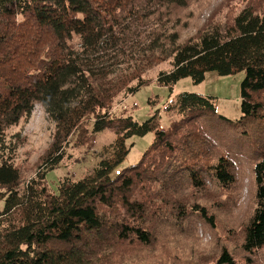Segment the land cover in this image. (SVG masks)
<instances>
[{"label": "trees", "instance_id": "trees-1", "mask_svg": "<svg viewBox=\"0 0 264 264\" xmlns=\"http://www.w3.org/2000/svg\"><path fill=\"white\" fill-rule=\"evenodd\" d=\"M202 2L0 0V264H264V0H224L205 19ZM169 59L157 82L171 90L245 72L242 116L186 91L168 127L114 114ZM36 105L56 130L23 186L13 159L24 139L12 146L7 131ZM104 130L117 136L112 155L52 192L47 174L71 137L89 147ZM150 132L141 159L112 176L127 140Z\"/></svg>", "mask_w": 264, "mask_h": 264}, {"label": "rangeland", "instance_id": "rangeland-1", "mask_svg": "<svg viewBox=\"0 0 264 264\" xmlns=\"http://www.w3.org/2000/svg\"><path fill=\"white\" fill-rule=\"evenodd\" d=\"M224 0H203L204 13L200 17L207 18L209 9L217 7ZM242 0H231L232 4L239 5ZM242 6V5H240ZM227 9H225V12ZM223 19V15L219 16ZM144 38V35L137 31V34L130 38L129 45H135ZM125 50V48L123 49ZM130 52V51H129ZM127 52L126 56H130ZM116 61V60H115ZM172 60L164 61L149 69L143 76L146 83L135 93L129 95L125 100L120 95L113 110L114 114L131 116L135 121L142 123L153 116H157L163 127L178 118L175 112H168L167 107L174 102L181 92H193L215 97L217 110L220 114L237 120L242 116L241 83L245 78V72L234 75H220L216 71L208 72L206 79L195 84L191 78H184L178 81L173 90L169 87L158 84L157 79L161 72L169 71L172 68ZM91 128L92 122L86 123ZM56 130V124L47 116L41 105H36L30 117L23 119L18 125L12 126L7 131V141L14 146L19 138L24 143L18 147L14 155V163L20 168L23 177V186L34 177L37 172V162L43 152L47 149ZM96 140L93 146H82L77 143V136L71 137L66 156L59 167L51 169L47 174V185L52 192H58L60 181L65 177L80 180L92 173L98 163L104 158L112 155V145L117 136L111 130H104L95 135ZM154 132L145 136H133L127 140L129 153L124 161L114 170L112 176L124 168L136 164L149 146L154 142ZM2 152V150H0ZM251 181L249 174L245 178L244 201L250 197ZM203 229L200 235L203 236V244H208L210 236L204 235Z\"/></svg>", "mask_w": 264, "mask_h": 264}]
</instances>
